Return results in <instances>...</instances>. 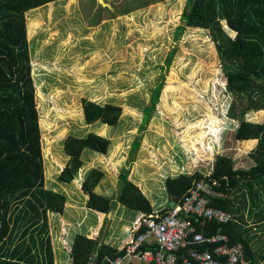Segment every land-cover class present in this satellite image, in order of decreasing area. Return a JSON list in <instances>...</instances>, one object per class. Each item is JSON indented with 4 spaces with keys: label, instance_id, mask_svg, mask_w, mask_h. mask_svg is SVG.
<instances>
[{
    "label": "rangeland",
    "instance_id": "obj_1",
    "mask_svg": "<svg viewBox=\"0 0 264 264\" xmlns=\"http://www.w3.org/2000/svg\"><path fill=\"white\" fill-rule=\"evenodd\" d=\"M185 1L105 0L109 6L101 9L98 0H58L26 13L49 189L64 192L74 185L76 195H82L79 182L86 164L102 154L84 150L81 159L85 165L69 186L58 181V176L69 159L64 152L66 138L89 132L109 141L121 137L127 140L130 151L133 142L139 141L137 151L145 157L153 153L161 168L166 163L180 165L177 172L162 174L160 181L184 172L209 173L216 154L231 157L235 167L254 164L249 156L252 150L244 146L246 142L233 138L237 122L226 114L233 97L224 88L213 41L203 28L184 26L177 34L183 26ZM161 83L150 122L141 129L144 113ZM83 98L121 106L118 124H87ZM245 119L264 122V111L248 112ZM208 127L215 129L214 135L208 134ZM48 172L55 175L48 177ZM115 188L119 191V180ZM113 203L115 210L109 211L108 217L121 216L116 222L117 230L121 223L130 226L137 215L135 211ZM85 213L87 220L78 229L74 226L72 237L87 235L89 225H100L95 238L98 245L106 244L105 226L98 222L100 214L85 207L78 215ZM64 233L68 237V232L63 230ZM112 243L110 239L108 244Z\"/></svg>",
    "mask_w": 264,
    "mask_h": 264
},
{
    "label": "trees",
    "instance_id": "obj_2",
    "mask_svg": "<svg viewBox=\"0 0 264 264\" xmlns=\"http://www.w3.org/2000/svg\"><path fill=\"white\" fill-rule=\"evenodd\" d=\"M56 1L0 0V264H54L50 214L62 215L66 197L46 186L25 15ZM100 7L105 8L101 4ZM181 20L183 26L177 34L184 26L203 28L213 41L225 79L224 88L233 97L226 114L237 122L234 140L258 141L249 155L254 165L247 169L235 168L234 160L224 154H216L211 164L209 178L220 183L216 190L222 196H211L210 204L229 211L232 220L219 224L194 215L187 218L202 233H226L230 245L242 247L248 264H264V256L252 249L250 229L238 217L231 197L237 190L249 192L255 204L262 203L258 215L264 217V122L245 119L248 112L264 111V0H186ZM169 62L170 58L167 66ZM162 86V83L158 85L152 96L141 129L150 122ZM82 110L87 124L100 121L115 126L123 108L83 98ZM208 129V134L216 132L211 127ZM109 146L108 138L93 132L81 137L69 135L64 141V152L69 159L58 181L70 184L74 180L83 166L84 150L104 155ZM139 146V141L133 142L130 165L118 175L120 188L116 202L128 209L151 213L150 200L130 180L132 161ZM53 175L47 173L48 177ZM202 175L196 171L167 177L164 186L172 202L181 200L192 182ZM102 178L103 172L91 169L79 189L86 196V208L108 214L113 201L94 192ZM95 237L75 235L68 250L69 264H105L106 257L123 253V249L98 245ZM147 248L155 247H144ZM198 249L210 250L208 246Z\"/></svg>",
    "mask_w": 264,
    "mask_h": 264
},
{
    "label": "crops",
    "instance_id": "obj_3",
    "mask_svg": "<svg viewBox=\"0 0 264 264\" xmlns=\"http://www.w3.org/2000/svg\"><path fill=\"white\" fill-rule=\"evenodd\" d=\"M25 28H26V23H25ZM126 142L127 140H122L121 137H117L115 138V140H110V146L108 152L104 155L102 154L100 158L95 157L93 159H90V161L86 164L87 165L86 168L84 169L82 180L84 179L86 173L91 169H98L101 172H103V178L101 179L99 184L95 187L94 192L98 195L107 197L112 201H116L118 195V190H116L115 188L118 184V175L120 172H122V170L128 169L130 165L127 159L128 154L130 152V147L127 150V144H125ZM242 142H249V143H245L244 146L252 151L255 149L254 146L255 145L257 146L258 144L257 140H248ZM152 155L153 153L151 154L150 157L148 156L145 157L144 155L141 154V152L136 153L132 161L133 169L130 174V180L140 189L142 194H144L150 200V203L153 208L152 211L164 210L168 207H171V204H173V202H172V198L167 194L164 186V180L167 177L161 181L160 178L162 174H169V173L173 174L177 172L180 169V165L166 163V167L161 168L162 164H160V162L156 160L157 157L155 156L153 157ZM125 162H127L128 166ZM84 165L85 163L83 162L82 167H84ZM253 165L254 164L250 165L249 167ZM249 167L238 166L235 168L247 169ZM202 173L204 174L205 172ZM81 181L79 182V185ZM70 186L71 187H68L66 191L64 190V192H60L63 193L64 196L66 197V207L64 208L62 215L60 216L58 214H53V213L50 214V229L52 235V245L54 249L53 250L54 264H69L71 262L68 249L71 248L74 239V237H72L73 235L72 229L74 228V226H76V228L78 229V226H82L83 222L87 220L85 219L87 216L86 213L83 214L82 216L78 215V212L84 211L86 207L85 205L86 196L83 195L82 193H81L82 195L79 196L76 195L77 194L76 188L74 187V185H70ZM231 197H233V204L234 207H236V212L238 217H241L243 219L244 225L250 229L251 241H252L251 246L253 251L258 252L259 254L261 253L264 256V226H263L264 217H260L258 215L259 210H261L262 208V203L259 204L255 200L257 203L255 204L252 201L251 194L247 191L245 193L242 190L241 191L237 190L235 193H232ZM119 210H121V208ZM110 213L111 212H109L108 214ZM135 213L137 215H135V217L131 220L130 226L121 223L119 227L120 230H117L116 228L117 227L116 222L117 220L120 221L121 218L119 214L117 216L116 213L117 216L116 218L109 219L108 214L99 213L100 221L98 222L102 226H105L106 229L105 234L106 237H108L107 238L108 240L105 245H108L116 250H121L124 247L125 243L130 238V234L133 231L134 220L142 212L135 211ZM99 228L100 225L96 227L95 225L94 226L89 225L86 228L85 232H87V235H92V237H95L96 232L99 230ZM63 230L64 232L65 231L68 232V237H65V233L64 235H62ZM110 239H112L113 241L112 244H108V241Z\"/></svg>",
    "mask_w": 264,
    "mask_h": 264
},
{
    "label": "built area",
    "instance_id": "obj_4",
    "mask_svg": "<svg viewBox=\"0 0 264 264\" xmlns=\"http://www.w3.org/2000/svg\"><path fill=\"white\" fill-rule=\"evenodd\" d=\"M210 173L192 182L181 200L164 210L141 213L133 222V231L123 253L106 257L105 264H248L239 245H230L226 233L200 232L188 215L225 224L232 214L210 204L219 182ZM141 229V230H140ZM155 247L154 249L144 247ZM208 246L210 250H199ZM188 250L186 253H181Z\"/></svg>",
    "mask_w": 264,
    "mask_h": 264
},
{
    "label": "water",
    "instance_id": "obj_5",
    "mask_svg": "<svg viewBox=\"0 0 264 264\" xmlns=\"http://www.w3.org/2000/svg\"><path fill=\"white\" fill-rule=\"evenodd\" d=\"M100 3L102 4V6H108V4L106 2H104L103 0H100Z\"/></svg>",
    "mask_w": 264,
    "mask_h": 264
}]
</instances>
